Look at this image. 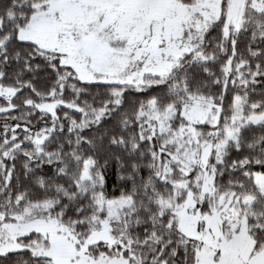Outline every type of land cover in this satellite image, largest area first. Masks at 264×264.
<instances>
[{"label": "snow or ice", "instance_id": "6c2138e0", "mask_svg": "<svg viewBox=\"0 0 264 264\" xmlns=\"http://www.w3.org/2000/svg\"><path fill=\"white\" fill-rule=\"evenodd\" d=\"M0 264H264V0H0Z\"/></svg>", "mask_w": 264, "mask_h": 264}]
</instances>
